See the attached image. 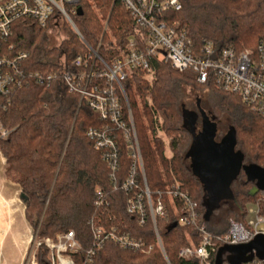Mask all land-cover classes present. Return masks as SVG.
<instances>
[{"label": "trees", "instance_id": "1", "mask_svg": "<svg viewBox=\"0 0 264 264\" xmlns=\"http://www.w3.org/2000/svg\"><path fill=\"white\" fill-rule=\"evenodd\" d=\"M80 2L83 13H76L74 22L85 41L99 49L105 60L109 61L130 36L140 39L143 34L123 1ZM181 2L182 10L172 13L170 19L185 25L197 44L211 40L218 49L231 46L244 50L256 48L264 41V0ZM106 20L111 35L103 30ZM49 27L25 19L15 24L14 36L9 42L18 50L30 53L28 70L61 73L63 69L72 68L77 55L87 51L86 45L65 21L57 28L64 33L59 45L51 44ZM151 65L152 80L144 78L145 72L137 70L124 82V87L152 201L154 204L162 202L167 208V216L157 220L164 252L156 243L152 221L141 225L138 217L128 211V199L135 192H143L145 187L140 169L136 170L135 184L129 189L123 187L133 166L134 152L124 130L112 126L120 155V165L113 178L103 150L93 146L87 132L90 128L104 126L105 122L81 100L80 94L67 88L63 79H55L49 86L33 82L16 90L9 101L1 99L6 107L0 106V123L10 130L7 139L0 138L4 178L16 183L26 195L25 218L40 237L56 238L57 233L74 230L82 247L73 253L76 264H197L196 259H185L178 253L186 245L200 243L199 225L205 224L213 234L224 235L232 219H241L245 205L264 194V190H259L256 195H250L256 182L247 180L243 171L233 182L232 198L223 203L232 202L240 217L232 218L224 230L214 229L213 215L207 218L204 207V185L191 170L192 161L187 154L193 143V127L186 123L183 113L184 107L191 110L185 101V87L190 85L193 90L200 87L216 95L217 103L211 104L210 112L217 122L220 113L230 115L236 150L244 155L246 164L264 167V116L251 109L241 96L217 83H199L189 70H176L169 62L155 57L151 58ZM199 107L196 105L194 111ZM195 127L198 129V122ZM175 183L197 204L199 215L194 224L183 226L180 223L185 204L168 195ZM98 190L104 192L106 199L101 205L95 203ZM174 222L178 225L169 230ZM100 226L129 232L152 244L153 248L146 253L106 242L97 249L95 230ZM229 245L218 246L211 264H216L219 249ZM91 249H95V254L90 261L88 252ZM47 252L45 248L40 250L41 261ZM229 254L230 251L222 254V264H230ZM242 264H264V259L255 257Z\"/></svg>", "mask_w": 264, "mask_h": 264}, {"label": "built area", "instance_id": "2", "mask_svg": "<svg viewBox=\"0 0 264 264\" xmlns=\"http://www.w3.org/2000/svg\"><path fill=\"white\" fill-rule=\"evenodd\" d=\"M136 23L143 30L140 39L132 35L125 45L108 61L99 54V49L89 45L74 22V15L81 7L80 0H0V106L1 99L9 101L16 90L33 82L49 84L55 79H63L71 92L80 94L89 107L105 122L102 127L90 128L87 132L93 146L104 152V159L109 162L113 178L119 168L120 155L117 137L112 126L124 130L126 140L131 144L133 166L123 187L129 189L135 184L140 169L143 174L144 191L135 192L128 199V211L135 214L142 225L148 220L153 223L156 243L164 252L158 218L166 217L164 203L154 204L146 183L144 163L138 144L130 102L124 82L142 70L147 76L153 74L151 58L165 60L180 71H191L199 83L213 81L221 88L241 96L251 109L264 116V41L256 48L238 50L234 47L218 49L211 40L197 44L190 37L188 28L178 20L172 21L170 15L182 10L181 0H121ZM20 19L30 20L41 27H59L61 21L77 33L86 45L85 54H79L72 63V68L61 73L44 74L41 71L28 70L30 53L17 49L9 42L14 36L15 24ZM108 30V20L104 24ZM10 130L0 123V138L7 139ZM0 159H4L0 152ZM168 195L184 202V215L180 223L185 226L194 224L198 219L197 204L188 197L181 185L175 183ZM102 190H98L95 203H105ZM255 207H249V204ZM228 232L224 235L213 234L205 224L199 225L200 240L198 245H186L179 250V256L196 259L197 264H211L212 255L219 245H241L253 241L257 236L264 237V194H259L249 201L240 220L232 219ZM20 264H76L73 253L82 249L74 230L57 233L56 238L40 237L32 229ZM97 233L96 247L100 249L106 242H113L124 249L140 250L149 253L153 245L143 239H137L129 232L113 227L100 226ZM47 254L41 261L40 250ZM89 260L95 249L89 252Z\"/></svg>", "mask_w": 264, "mask_h": 264}, {"label": "water", "instance_id": "3", "mask_svg": "<svg viewBox=\"0 0 264 264\" xmlns=\"http://www.w3.org/2000/svg\"><path fill=\"white\" fill-rule=\"evenodd\" d=\"M82 13L83 9L79 7L78 14ZM183 113L186 123L193 127V143L187 154L191 157V170L200 178L204 185L206 193L204 207L207 218H210L213 212L219 209L224 202L232 198L233 182L243 171L247 176V180L256 182L255 187L250 192L251 196L256 195L259 190H264V167L244 162V155L236 150V140L232 127L224 137L217 140L218 126L215 116H210L201 107H199L198 111L188 110L184 107ZM198 121H200L202 127L199 131L195 127ZM2 188L0 186V190ZM13 192L15 193V203L19 207L22 220L25 221L23 213L25 211L24 202L26 195L20 193V196H18V190ZM0 205L7 207V203L1 195ZM177 225L178 223L174 222L168 229L171 230ZM32 231L30 228L28 232L32 233ZM226 251H230L228 258L230 264H242L246 261H252L255 257L264 259V237L257 236L253 241L241 245L221 247L217 253L216 264L223 263L222 254ZM253 251L256 254H253Z\"/></svg>", "mask_w": 264, "mask_h": 264}, {"label": "rangeland", "instance_id": "4", "mask_svg": "<svg viewBox=\"0 0 264 264\" xmlns=\"http://www.w3.org/2000/svg\"><path fill=\"white\" fill-rule=\"evenodd\" d=\"M104 24H105V22H104ZM103 30H104V27H103ZM48 32H49V36H50V39H51V44L52 45H59L61 40H62V38H63V36H64V33L61 30L55 29V28H49ZM106 32H108L109 35H111L110 28H108V30ZM111 38H112V36H111ZM112 39H114V38H112ZM143 76H144V78L148 79L149 81L152 80V75L147 76V75L143 74ZM185 91L187 92L186 93L187 97H185V101H186L187 107L189 109H191L192 111H194V109H197L196 105H197V100L199 99L200 104L203 105L202 109L205 112H207L210 116H213L212 113L210 112L211 111L210 106H211V104L214 105V103H217V100H218V98L216 97V95L213 94V92H210L207 89H202L200 87H198V89H194L193 90V87L190 86V85H186ZM218 118H219V121L217 122L218 134H217L216 139L220 140L222 137H224L225 134H227L230 131V129L232 127L231 126L232 121H231L230 115L228 113H224V112L220 113L218 115ZM198 127H200L199 121H198ZM167 154H170L169 150H167ZM1 164H2V168H1V171H0V179H1L0 180V186L3 187L2 191L5 190V188H8V187L10 189L13 188V189L18 190V196H19L20 193H21L20 190H19V187L16 184H13L11 181H8L6 178H4L3 169H4V165L5 164L4 163H1ZM232 189H233V186H232ZM5 191L7 192V189ZM8 193H6V194H8ZM249 207H253L254 208L255 205L252 203V204H249ZM229 215H231V216L228 217ZM235 217H240V213L237 211V209L234 206V204L232 202H229V203H227V205L226 204L223 205L221 208L217 209L214 212V214L212 216L211 224H212V226L214 227L215 230H218V231L219 230H224L225 228H228L229 221L232 218H235ZM29 225H30V223H29ZM30 228L33 229L31 227V225H30ZM12 233H14V232H12ZM12 233H10V234L12 235ZM11 235L10 236L8 235V237H5V239L3 241V244H1L2 247H3L2 249L8 254H13L14 253L17 256V258L14 259L13 261L9 260V262H8L9 264H20L21 260H22V259H20V257H21V255L23 256V252H24L23 249H24V246L26 244L22 248H20V247L23 244L24 240L26 239V236L18 238L19 235H12V236ZM7 238L10 239V240H8ZM17 238H18V240L15 243L14 241ZM6 240H8L9 242L6 241ZM11 241H13V243ZM253 254H256V252L253 251ZM5 262H6V260H5ZM5 262H4V264H5ZM8 263H6V264H8Z\"/></svg>", "mask_w": 264, "mask_h": 264}, {"label": "crops", "instance_id": "5", "mask_svg": "<svg viewBox=\"0 0 264 264\" xmlns=\"http://www.w3.org/2000/svg\"><path fill=\"white\" fill-rule=\"evenodd\" d=\"M6 189H7V192L5 191ZM5 190H3L2 192L6 194L8 192L9 193L13 192L15 189L5 188ZM8 204L9 203H7V207H3L2 205H0V241H1V239H3V238L5 239V237H8V235L10 236L11 235L10 233H12V232H14V233H12V235H19L18 238L25 237V236H27L26 234H28L27 232L30 229L29 222L25 218V211L23 213V217H24V220L27 221V223H25V221L22 220L19 207H17V205H16L17 208H15V207H13L14 205H10V204L8 205ZM5 213H6V215H5ZM1 220H3V221H1ZM6 221H8V222H6ZM8 226H11V227H8ZM21 257H22V255H21ZM21 257H20V259H22Z\"/></svg>", "mask_w": 264, "mask_h": 264}, {"label": "bare ground", "instance_id": "6", "mask_svg": "<svg viewBox=\"0 0 264 264\" xmlns=\"http://www.w3.org/2000/svg\"><path fill=\"white\" fill-rule=\"evenodd\" d=\"M1 163H3V160H1L0 159V171H1V168H2V164ZM1 180V179H0ZM5 181V180H4ZM7 183V182H6ZM16 184V183H15ZM8 185V184H7ZM9 188V187H8ZM18 188V187H17ZM16 190V189H15ZM0 195L4 198V200L7 202V203H9L10 205H14V207L15 208H17L16 207V204H15V199H14V195H15V193L14 192H11L10 194L8 193V194H6L5 195V193H3L2 192V190H0ZM20 196V195H19ZM8 204V205H9ZM10 218V217H9ZM1 221H3V220H1ZM6 222H8V221H6ZM2 226V225H1ZM8 227H11V226H8ZM3 230V229H2ZM18 231V230H17ZM12 232V231H11ZM30 233L31 232H28V234H26L27 236H26V239L24 240V242H23V244L21 245V247L20 248H22L25 244H27V240L29 239V237H30ZM3 235V234H2ZM8 239V238H7ZM8 240H10V239H8ZM8 240H6V241H8ZM18 240V238L14 241L15 243H16V241ZM3 241H4V238L3 239H1V241H0V264H4V262H5V260H6V262H5V264L6 263H8L9 262V260L10 261H13L14 259H16L17 258V256L13 253V254H8V253H6L2 248V245L1 244H3ZM9 242V241H8ZM12 243H13V241H11ZM14 252V251H13ZM18 260V259H17ZM9 264V263H8Z\"/></svg>", "mask_w": 264, "mask_h": 264}, {"label": "flooded vegetation", "instance_id": "7", "mask_svg": "<svg viewBox=\"0 0 264 264\" xmlns=\"http://www.w3.org/2000/svg\"><path fill=\"white\" fill-rule=\"evenodd\" d=\"M201 104H200V101H199V99H198V101H197V106L199 107ZM202 129V127H201V124H200V127H198V129H197V131H199V130H201Z\"/></svg>", "mask_w": 264, "mask_h": 264}]
</instances>
